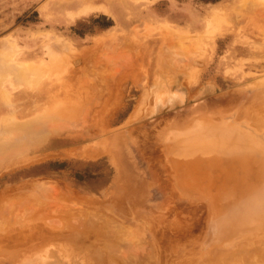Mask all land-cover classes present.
<instances>
[{"label":"rangeland","instance_id":"1","mask_svg":"<svg viewBox=\"0 0 264 264\" xmlns=\"http://www.w3.org/2000/svg\"><path fill=\"white\" fill-rule=\"evenodd\" d=\"M63 1L0 0V232L11 226V234L17 233L16 241L13 236L0 242V264H81V252L92 264H239V257L240 264H264L257 256L264 249V215L251 218L249 209L216 207L203 186L204 193L202 187L195 190L200 195L179 192L167 144L169 133L188 139L177 153L179 163L190 157L196 165L202 155L208 170L213 159L203 161L208 154L197 148L204 150L213 138L210 148L217 156L226 143L218 147V135L234 129L248 137L240 138V169L250 180L243 179L244 186L256 182L249 178L253 172H264V21L239 15H264V1L100 2L116 17L100 9L83 14ZM221 11L226 24L212 15ZM259 20L263 28L254 26ZM123 44L128 47L122 50ZM95 77L111 83L102 97L88 94ZM225 162L220 161L223 171ZM220 169L211 173L226 175ZM233 174L235 182L228 185L239 187ZM248 190L234 193V203ZM144 205L161 209L135 216V208ZM26 221L33 226H24ZM244 226L255 239L242 232ZM216 234L232 244L218 242ZM68 240L67 255L58 244Z\"/></svg>","mask_w":264,"mask_h":264},{"label":"bare ground","instance_id":"2","mask_svg":"<svg viewBox=\"0 0 264 264\" xmlns=\"http://www.w3.org/2000/svg\"><path fill=\"white\" fill-rule=\"evenodd\" d=\"M104 1H106V2H109V3H111V5L112 6H115V0H65V1H63V3H61V5L62 6H65V7H70V8H80V13H83V14H86L88 11H95V10H104L105 11V13H107V14H109V15H111V16H115L116 14H114L113 12H112V10L109 8V7H106L105 5H103L102 3H100V2H104ZM245 1L246 2H248V1H250V0H244V2H243V4L245 3ZM252 1H258V0H252ZM252 1H251V3H252ZM259 1H262V0H259ZM264 1V0H263ZM261 3V2H260ZM249 4V3H248ZM240 5V4H239ZM252 5V4H251ZM257 5V4H256ZM259 5V4H258ZM241 6H242V4H241ZM245 6V5H244ZM246 7V6H245ZM258 8V7H257ZM257 8H255V9H257ZM246 9H248V8H246ZM219 9H217V11H218ZM253 9H251V11H252ZM249 11V10H248ZM234 12V11H233ZM214 14H212V15H215V14H217V15H219V17L222 19L221 21L223 22L224 20L223 19H225V18H223L222 17V14L224 13V12H213ZM230 14V13H229ZM217 15H215V17H214V20H216V17H217ZM239 15H241V17L242 16H244L245 17V15H247V17L249 18V17H252V18H256V19H259L258 17L260 16L261 17V19L264 21V15L263 14H260L258 11H252V12H247V10H245V12L243 11V14H239ZM223 16H224V14H223ZM226 16V15H225ZM116 17V16H115ZM137 17V16H136ZM228 17V16H227ZM82 18V17H81ZM114 18V17H113ZM218 18V17H217ZM239 19H241L240 17H238ZM84 19V18H83ZM219 20V19H218ZM220 21V22H221ZM228 22V20H226L225 19V21L224 22ZM238 21V20H237ZM260 21V20H259ZM219 22V23H220ZM223 22V24H226V23H224ZM261 22V21H260ZM213 23H215V22H212V26H213ZM217 23V22H216ZM262 23V22H261ZM218 24V23H217ZM222 24V25H223ZM255 25L254 26H256L257 28L258 27H261V28H263L262 27V25H263V23L262 24H259L258 23V25H256L257 23L255 22L254 23ZM220 25V24H219ZM221 25V26H222ZM232 25V24H231ZM261 25V26H260ZM211 26V27H212ZM228 26H229V23H228ZM264 26V25H263ZM220 27V26H219ZM219 29V28H217L216 27V25L213 27V29ZM221 28V27H220ZM255 28V27H254ZM256 28V29H257ZM261 28H260V30H261ZM255 29V30H256ZM259 30V29H258ZM263 30V31H262ZM261 31L263 32V36H264V29H262ZM214 31H216V30H214ZM261 31L258 33V34H260L261 33ZM217 32V31H216ZM215 32V33H216ZM212 33V32H211ZM262 34V33H261ZM50 36V35H49ZM260 36V35H259ZM48 39H49V37H48ZM54 40V39H53ZM122 40V39H121ZM124 40V39H123ZM123 43V42H122ZM126 44L125 45H127V42H125ZM132 43V42H131ZM263 43H264V41H263ZM120 44V43H119ZM261 44V43H260ZM132 45V44H131ZM49 46V45H48ZM115 47H116V45H114ZM124 46V44L122 45V46H120L121 47V49L123 50V49H125V48H127V47H123ZM14 47V46H13ZM123 47V48H122ZM263 47V46H262ZM18 49V48H17ZM120 49V50H121ZM129 49H130V46H129ZM115 50H113V52H114ZM131 51V50H130ZM87 52V51H86ZM91 52V51H90ZM117 52H119V51H117ZM128 52V51H127ZM125 53V55H123V56H126V54L128 55V53ZM121 54H124V53H122V52H120ZM130 53V52H129ZM102 54V53H101ZM111 54V53H110ZM114 54H117V53H115L114 52ZM119 54V53H118ZM120 54V55H121ZM13 56H15V55H13ZM101 56V55H100ZM115 57H119L118 55H114ZM113 56V57H114ZM99 57V56H98ZM109 57L112 59V57L109 55ZM114 57V58H115ZM120 57H122V55L120 56ZM131 60H132V53H131ZM90 58V57H89ZM113 58V59H114ZM125 58V57H124ZM128 58H129V55H128ZM127 58V59H128ZM133 58H134V56H133ZM101 59H103V58H101ZM116 60L117 59H119V58H115ZM126 59V58H125ZM100 60V59H99ZM120 60H122V58L120 59ZM129 62V61H128ZM20 63H22V62H20ZM31 63V62H30ZM102 63V62H101ZM125 63H127L126 61H125ZM124 62H123V64H125ZM38 64V63H37ZM127 64H129V63H127ZM127 64H125V65H127ZM124 65V66H125ZM29 67V66H28ZM117 69V68H116ZM114 70L115 71V73H117L118 74V72L120 71H118V70ZM116 71H118V72H116ZM112 75H114V73L112 74ZM116 75V74H115ZM117 76V75H116ZM103 79H105V78H103ZM106 82H107V80H105ZM85 82V81H84ZM106 82H103V80H102V78H101V80H100V78H98V77H95V79L93 78L92 80H91V82L90 83H92V85H90V83L88 84H86L87 86V88H88V85H90V87H89V89H91L90 91H89V89H87L86 90V88H85V90H86V92L87 91H89L88 92V94H90L89 96H94V97H96L97 95H98V97L100 96V97H102V96H104L106 93H107V85H109V84H111V83H109L110 81H108V83L109 84H107L106 86H105V83ZM74 82H72V84H73ZM81 83H82V81H81ZM81 83H79V89L82 87V86H80L81 85ZM68 84V83H67ZM71 84V83H70ZM71 84V85H72ZM78 84V83H77ZM77 84H76V86H77ZM83 84V83H82ZM83 86H85V85H83ZM72 87H73V85H72ZM74 88V87H73ZM78 88V87H77ZM82 89V91H84V89L83 88H81ZM110 90V89H109ZM85 92V94H87ZM110 92V91H109ZM108 92V93H109ZM51 97V96H50ZM49 97V98H50ZM91 98V97H90ZM97 98V97H96ZM51 99H52V97H51ZM56 99V98H55ZM55 99H52L53 101L55 100ZM97 100V99H96ZM141 103V102H140ZM97 104V103H96ZM141 104H143V103H141ZM140 105V104H139ZM98 106V105H97ZM89 107V106H88ZM142 107V105L141 106H139L138 108H141ZM89 108H91V106L89 107ZM88 109V108H87ZM88 111H90V109H88ZM137 111H138V113H141L142 112V110L141 109H137ZM135 113V112H134ZM137 113V112H136ZM131 116V115H130ZM133 116H135V114L133 115ZM262 116V115H261ZM136 118H137V116H136ZM210 119H212L211 117H210ZM262 119V118H261ZM135 120V119H134ZM130 121V120H129ZM128 120H127V123L129 122ZM132 121V120H131ZM210 121V120H209ZM263 121H264V119H263ZM208 122V121H207ZM130 123V122H129ZM199 123V122H198ZM197 123V124H198ZM201 123V122H200ZM217 123V122H216ZM216 123H214V124H216ZM219 124H222V123H219ZM125 125V124H124ZM223 125V124H222ZM67 126H69V125H67ZM207 126V125H206ZM206 126H205V128H206ZM209 126V125H208ZM207 126V127H208ZM219 126V125H218ZM218 126H216V127H218ZM204 128V127H203ZM211 128H212V125H211ZM211 128H209V130L211 129ZM214 128V127H213ZM212 128V129H213ZM219 128V127H218ZM221 128V127H220ZM219 128V129H220ZM57 129H58V127H57ZM208 129V128H207ZM206 129V130H207ZM241 129V128H240ZM213 130H215V129H213ZM217 130V129H216ZM233 130V131H232ZM232 130H230V132L228 131V129H227V134L229 133V137H231L232 139H230L226 134H224V133H222V134H224V135H226V136H219L218 135V137L217 136H215V137H217V139L216 140H218V143H217V146H218V144H219V142H221V143H223V142H225L226 141V143H223L224 144V146L223 147H225V149H223L221 146V148H222V150H224V151H222V152H217L218 154H217V156H213L214 154L211 152L212 150H211V148H214L215 146L214 145H212V143L214 142V140H213V138H212V140L210 141L208 138V140L206 139V141L208 142L207 144V146H205V149L204 150H199V149H201V148H197L198 149V151L200 152V154H202V153H204V154H208V155H206L205 157H204V159H203V161H205L206 163H207V160L208 161H210L209 159H213V161H212V163L214 164V166H212V165H210V167L208 166V164H206L207 165V168H209L208 170H206V166L204 167L203 165L205 164V163H203L202 165H201V159H202V155L200 156V158H198V157H196V158H198V159H200V163H198V164H194L195 162L194 161H196V159H194V165L193 164H191V161H189V159H190V157L188 158V161H187V159H185V157H184V161H185V163L184 164H180L179 163V160H178V158H177V153H179V152H181V151H184V146L186 145V142H187V140L188 139H185V142L183 141L184 139H180V138H178L176 135H174V134H171V133H169L170 134V136L167 138V144H168V148H169V150H170V152H171V159H172V161L173 162H175L174 163V165L172 164V166H174V170H175V172H176V176H175V178H176V182H175V184H176V187H177V190L179 191V192H182V194H185V195H188V196H193L192 194H194L192 191H194L195 192V190H196V188H200V187H204V190H208V192H210V193H212L211 195H212V200L215 202L214 203V205L217 207V205L218 204H220V203H222V204H220V208H221V205H227L226 206V208L227 209H229V210H232V212H237V213H239V212H244V209H249L250 211V213H248V216L249 217H254V214H256V215H258V216H260V215H264V172H253V177L251 176V177H249V178H254L255 177V181L256 182H254L253 184H249V187H248V185L247 186H244V180H248V181H250L247 177H245V171H243V170H241L240 169V167H241V159H243V157H242V155L243 154H241V152H242V150H241V148H240V146H241V144H243V143H241V139L240 138H242L243 136H244V134L245 133H242V132H238V134L237 133H235V130L234 129H232ZM210 131H212V130H210ZM223 131V130H222ZM224 131V132H225ZM243 132L245 131V130H242ZM122 132V131H121ZM202 132V131H201ZM209 131H207V132H205V133H208ZM221 132V131H220ZM251 134H253L252 132H251V130L249 131ZM187 133V132H186ZM214 132H212V134H213ZM216 131H215V134L214 135H216ZM196 134V133H195ZM217 134H220V133H217ZM254 134H256L257 135V133H254ZM110 135V134H109ZM171 135H172V137H171ZM201 135V134H200ZM204 135V134H203ZM247 135H248V133H247ZM122 136V135H121ZM194 134L192 135V138H194ZM252 136V135H251ZM250 136V138H252ZM254 136V135H253ZM183 137V136H182ZM181 137V138H182ZM207 137V136H206ZM214 137V136H213ZM247 138L248 139V137L247 136H244L243 138ZM255 137H257V136H255ZM259 137V136H258ZM120 138V137H119ZM204 138V137H203ZM219 138V139H218ZM226 138V139H225ZM254 138V137H253ZM195 140H197V141H199L198 139H199V136H195V138H194ZM201 139V138H200ZM204 139V140H205ZM225 139V140H224ZM117 140H118V138H117ZM126 139H121V142L123 141L124 142V144H126L125 141ZM128 140V139H127ZM243 140V139H242ZM251 139H249L248 140V142L250 141ZM245 141V140H244ZM243 141V142H244ZM122 142V143H123ZM217 142V141H216ZM247 142V141H246ZM121 143V144H122ZM130 143H131V141H130ZM233 143H234V145H237V147H235L234 148V145H233ZM233 146H232V145ZM255 144V143H254ZM211 145H212V147H211ZM247 145V144H246ZM126 146H128V145H126ZM192 146V145H191ZM190 146V147H191ZM253 146H255V145H253ZM112 147V146H111ZM129 147V146H128ZM187 147V146H186ZM199 147H201V146H199ZM211 147V148H210ZM219 147V146H218ZM217 147V148H218ZM131 148V147H130ZM252 148V147H251ZM257 147H255V149H256ZM110 149V148H109ZM190 149V148H189ZM191 149H193V148H191ZM243 149V148H242ZM258 149V148H257ZM186 150H188V148H186ZM194 150H196V149H194ZM260 150V149H259ZM107 151V150H106ZM111 151V150H110ZM127 151V150H126ZM129 151H130V149H129ZM133 151V150H132ZM193 151V150H192ZM131 152V151H130ZM133 152H135V151H133ZM193 152H196V151H193ZM192 152V153H193ZM249 152V151H248ZM261 152V151H260ZM259 152V154L262 156V152H263V150H262V152L260 153ZM93 153V152H92ZM111 153V152H110ZM109 153V154H110ZM182 153V152H181ZM180 153V154H181ZM190 153H191V150H190ZM189 153V154H190ZM247 153V152H246ZM254 153H255V151H254ZM264 153V152H263ZM100 154V153H99ZM114 154V153H113ZM128 154V153H127ZM135 154V153H134ZM134 154H132V155H134ZM184 154V153H183ZM250 154H252V153H250ZM258 154V155H259ZM96 155V154H95ZM111 155H112V153H111ZM130 155V154H129ZM186 155V154H185ZM193 155V157H194V155H197L196 153L195 154H192ZM258 155H257V158H258ZM259 155V156H260ZM113 156V155H112ZM190 156H191V154H190ZM247 156V155H246ZM254 156H256V154L254 155ZM253 156V157H254ZM130 156H128V158H129ZM134 157V156H133ZM188 157V156H187ZM192 157V158H193ZM245 157V156H244ZM253 157H252V159L251 160H253V162L255 163L256 161H254L255 159H256V157H255V159H253ZM113 158H116V157H113ZM118 158V157H117ZM241 158V159H240ZM127 159V158H126ZM132 159H134V158H132ZM222 159H224V161L226 160V162L224 163V165H225V167L226 166H228V167H226V169L227 170H224L223 171V169H222V167H224L223 165H222V167H219L220 165H221V163H220V161L222 160ZM261 159V158H260ZM114 160V159H113ZM115 160H117V159H115ZM114 160V163H117V161H115ZM264 160V159H263ZM130 161H131V159H130ZM133 161H135V159L133 160ZM132 161V162H133ZM198 161V160H197ZM196 161V162H197ZM137 162H138V160H137ZM199 162V161H198ZM252 162V161H251ZM252 162V163H253ZM257 162H259V163H261L260 161H257ZM256 162V163H257ZM135 163H136V161H135ZM211 163V164H212ZM220 163V164H219ZM236 165H235V164ZM246 163V162H245ZM263 164H264V162H262ZM261 163V164H262ZM119 164H122V162L120 163V161H119ZM119 164H117L116 166H117V168L120 166ZM262 164V165H263ZM132 165V164H131ZM135 165V164H134ZM136 165H137V163H136ZM215 167V169L216 170H218V169H222V171L223 172H227L226 173V175H224V176H215V174L213 175L212 173L213 172H216L215 170H211L212 168H214ZM141 168V167H140ZM200 168H203L204 169V172H196L195 170H193V169H200ZM233 168V169H232ZM258 168V167H257ZM119 169H120V167H119ZM134 169V168H133ZM220 169V170H221ZM139 170V169H138ZM142 170V169H141ZM221 171V172H222ZM120 172H121V170H120ZM142 172H145V170L144 171H142ZM189 172V173H188ZM212 172V173H211ZM233 172L235 173V176H237V174H238V178H240L239 180H238V182L240 183V185H239V187H235V185L237 184H233V185H228V182L229 181H233L234 179V174H233ZM244 175V176H243ZM251 174H249L248 176H250ZM222 177V178H221ZM244 177V178H243ZM241 178H242V181H241ZM257 178H258V180H257ZM244 179V180H243ZM228 181V182H227ZM261 181V182H260ZM235 181H233V183H234ZM259 182V184H257ZM246 183H247V181H246ZM245 183V184H246ZM238 185V184H237ZM236 185V186H237ZM262 185V186H261ZM241 186V187H240ZM203 187H202V189H201V191H203V193H204V190H203ZM133 188V187H132ZM245 189H249L248 191H245V192H249L250 194H251V191L253 190L254 192H252L253 194H251L252 195V197H253V195H254V198H248L249 197V193L247 194V195H245V193H243L246 197H241V202H240V204H235L234 203V201L235 200H233L234 199V193H237L238 191L240 192V191H242V190H245ZM223 190H225V191H223ZM191 191V192H190ZM196 191H199V189L198 190H196ZM136 193V192H135ZM195 193H198V192H195ZM206 193L207 192H205V196H206ZM209 193V194H210ZM140 194V193H139ZM181 194V193H180ZM209 194H207V196H209ZM242 194V192H240V195ZM197 195V194H196ZM195 195V196H196ZM198 195H200L199 193H198ZM194 196V197H195ZM142 197V196H141ZM140 197V198H141ZM196 197H200V196H196ZM201 197H204V196H202V193H201ZM236 197H237V195H236ZM140 200V199H139ZM211 200V201H212ZM236 203H237V201H235ZM239 203V202H238ZM225 206H224V211H225ZM129 207V206H128ZM133 207V206H132ZM223 207V206H222ZM215 208V207H214ZM136 209V211H135V216H144V217H147V215L149 216V215H151V214H153V212H155L156 213V211L157 210H160L161 209V207H160V205H148V207H145V205H144V207L143 206H141V208H139V209H137V208H135ZM217 209V208H216ZM219 209V208H218ZM226 209V210H227ZM142 210H144V211H142ZM162 210H163V208H162ZM211 210H213V209H211ZM222 210H223V208H222ZM228 210V211H229ZM252 210V211H251ZM131 211L133 212V209H131ZM130 211V209H129V213L131 212ZM254 211H255V213H254ZM212 212V211H211ZM215 212H217V210L215 211ZM220 212V211H219ZM227 212V211H226ZM213 213V212H212ZM252 213V214H251ZM215 214V213H214ZM236 214V213H235ZM224 216V215H223ZM228 216V215H227ZM236 216V215H235ZM210 217H211V215H210ZM219 216H217V218H218ZM233 217V216H232ZM232 217L230 218V220H232ZM241 217V216H240ZM217 218H214V219H217ZM221 218H222V216H221ZM221 218H219V219H221ZM225 218V217H224ZM224 218H222L223 220H224ZM238 218V217H237ZM244 218V217H243ZM255 218H256V216H255ZM261 218V217H260ZM258 219V218H257ZM256 219V220H257ZM261 219H263V218H261ZM210 220V219H209ZM225 220H226V218H225ZM228 220V219H227ZM234 220H235V218H234ZM239 220V219H238ZM240 220H242V219H240ZM245 220V219H244ZM259 220V219H258ZM34 223H37V222H34ZM115 223V222H114ZM213 223V222H212ZM23 225L24 224H28V225H31V224H33V223H30L29 221H26V222H23L22 223ZM216 224V223H215ZM263 224V223H262ZM21 225V224H20ZM23 225H21V227L23 226ZM39 225V224H38ZM252 225H254V224H252ZM25 226V225H24ZM31 226H33V225H31ZM211 226V225H210ZM222 226V225H221ZM29 227V226H28ZM209 227V226H208ZM234 227V226H233ZM247 227H249V224H248V226ZM25 228V227H24ZM24 228H19L18 230H17V232L18 231H20V232H22V231H25V232H27V230H25ZM37 228V227H36ZM42 228V227H41ZM210 228V227H209ZM214 228V227H213ZM217 228H219V227H217ZM222 228H223V226H222ZM226 228V227H225ZM240 228V227H239ZM243 228H245V229H242V232H243V230H244V232H246L247 233V231H250V229L249 228H246L245 226L243 227ZM251 228V227H250ZM261 228V227H260ZM7 230H5V232H0V242H2V243H6V241H9V239L11 240L12 238H13V236H14V238H16L17 237V233L16 234H11L13 231H11V226H8L7 228H6ZM24 229V230H23ZM32 229V228H31ZM49 229H51V228H49ZM211 229V228H210ZM231 229V228H230ZM258 229V228H257ZM257 229H254V231H257ZM12 230H14V229H12ZM16 230V229H15ZM15 230H14V232H15ZM34 232H35V227H34ZM32 230V231H33ZM45 230V229H44ZM48 230V229H47ZM46 230V231H47ZM55 230V229H54ZM227 230V229H226ZM31 231V232H32ZM40 231H41V229H40ZM42 231H43V229H42ZM45 231V232H46ZM53 231V230H52ZM232 232H233V230H231ZM229 232V233H231V234H233L232 232ZM253 231V232H254ZM36 232H37V230H36ZM38 232H39V230H38ZM45 232H43V233H45ZM48 232H49V230H48ZM51 232V231H50ZM208 232V231H207ZM212 232V231H211ZM223 232V231H222ZM222 232H220L221 234H222ZM227 232V231H226ZM251 232H252V230H251ZM5 233V234H4ZM43 233H41L42 235H44ZM52 233V232H51ZM54 233H55V231H54ZM58 232H56V234H54L55 236H59L58 234H57ZM210 233V232H209ZM262 233V232H261ZM260 233V234H261ZM2 234H4V235H2ZM37 234V233H36ZM36 234H34V236L36 235ZM39 234V233H38ZM37 234V235H38ZM62 234V233H61ZM237 234V233H236ZM247 234H249V233H247ZM7 235H8V237H7ZM50 235V234H49ZM48 235V236H49ZM54 235H53V237H54ZM210 235L211 236H213V234H211L210 233ZM245 235V234H244ZM250 235V234H249ZM249 235H246L247 237H249V239L251 238V237H253L254 239H255V235L254 234H251L250 236ZM262 235V234H261ZM39 236V235H38ZM48 236H47V238H48ZM216 236H220L219 238H218V242L220 241V240H222V236L219 234H216ZM246 236H243L244 238H246ZM12 237V238H11ZM29 237H31L30 235H29ZM43 237V239L45 238L46 239V237H44V236H42ZM51 237V236H50ZM49 238L50 240H53L54 238ZM241 237V236H240ZM258 237H260V236H256V238H258ZM263 237H264V235H263ZM207 238H208V235H207ZM8 239V240H7ZM48 239V240H49ZM73 239V238H72ZM212 239H214V238H212ZM217 239V238H216ZM224 239V238H223ZM240 239V238H239ZM238 239V240H239ZM252 239V238H251ZM250 239V240H251ZM13 240H17V238L16 239H13ZM12 240V241H13ZM71 240V239H70ZM70 240H68V241H66V242H62V241H60L59 242V247L62 249V251L64 252V253H66L67 255L68 254H71V251L72 250H69V248H68V246H71V244H70ZM209 240H211V238H210V236H209V239L207 240V243H209L208 241ZM226 241H228V243H229V241L230 240H228V239H225ZM225 240H222L221 242H225L227 245H228V243L225 241ZM237 240V241H238ZM247 240V239H246ZM72 241V240H71ZM216 241V240H215ZM233 241H235V240H232V242ZM257 241H258V239H257ZM9 242H11V241H9ZM245 242H247V241H245ZM1 243V244H2ZM5 243H4V245H5ZM207 243H205V244H207ZM210 243H212V242H210ZM235 243H237L236 241H235ZM254 243H255V241H254ZM260 243V242H259ZM221 244H224V243H221ZM230 244H232L231 243V241H230V243H229V245ZM229 245H228V247H229ZM1 246V245H0ZM206 246V245H205ZM210 246V245H209ZM207 248V250L209 249L210 250V247H208V246H206ZM247 247V246H246ZM246 247H244V248H246ZM256 247V246H255ZM254 247V248H255ZM248 248V247H247ZM81 249V248H80ZM212 249V248H211ZM12 250H14V249H12ZM257 249H255V251H256ZM264 249H262V251H261V249L259 250V251H261V252H259V254H257V252H256V254H257V256L259 257V260L261 261V262H263V260H264V251H263ZM1 251V250H0ZM74 251H76V250H74ZM216 251V250H215ZM232 251V250H231ZM207 252V251H206ZM219 252V251H218ZM202 253H204V252H202ZM216 253V252H215ZM233 253V252H232ZM235 253V252H234ZM256 254L255 255H252V256H254L253 258H255V256H256ZM81 256V260L80 259H78V261L79 262H81L82 261V263L83 262H85V263H87V264H92V261H91V258H90V255L88 256V253L86 254V252L85 253H82L81 252V254H80ZM231 255V254H230ZM233 255V254H232ZM231 255V256H232ZM235 255V254H234ZM229 256V255H228ZM256 256V258L258 259V257ZM225 257V256H224ZM250 258H251V256H250ZM128 259V258H127ZM129 259H131V258H129ZM135 259V258H134ZM234 259H236V258H234ZM239 259L241 260V262H243L242 261V259L243 258H241V257H239ZM238 259V260H239ZM247 259V258H246ZM132 260H133V258H132ZM218 260V259H217ZM254 260V259H253ZM77 261V260H76ZM131 261V260H130ZM75 262V260H73L72 262H71V264H73ZM221 262H224V261H222L221 260ZM239 262V264L241 263L240 261H238ZM249 262V261H248ZM259 262V261H258ZM257 262V263H258ZM77 263V262H76ZM76 263H74V264H76ZM81 263V264H82ZM124 263V262H123ZM254 263V262H253ZM256 263V264H257ZM222 264H225V263H222ZM227 264V263H226ZM229 264H230V262H229ZM234 264H236V263H234ZM238 264V263H237ZM250 264V263H249ZM252 264V263H251ZM260 264H263V263H260Z\"/></svg>","mask_w":264,"mask_h":264}]
</instances>
